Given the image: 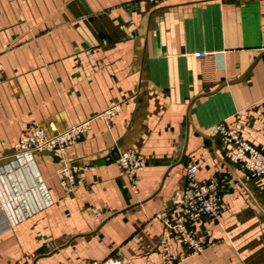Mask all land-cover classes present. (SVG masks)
<instances>
[{"label":"crops","instance_id":"crops-1","mask_svg":"<svg viewBox=\"0 0 264 264\" xmlns=\"http://www.w3.org/2000/svg\"><path fill=\"white\" fill-rule=\"evenodd\" d=\"M0 63V264H264V178L226 158L217 129L264 152V0H0ZM80 121L64 158H15L32 122ZM114 148L144 158L137 190ZM191 161L223 183L220 215L191 224L200 254L162 217L182 212Z\"/></svg>","mask_w":264,"mask_h":264},{"label":"built area","instance_id":"built-area-1","mask_svg":"<svg viewBox=\"0 0 264 264\" xmlns=\"http://www.w3.org/2000/svg\"><path fill=\"white\" fill-rule=\"evenodd\" d=\"M207 51H197L194 56L204 58ZM0 73V81H1ZM117 106L111 109H116ZM82 126H73L61 132L54 122H50L48 127L37 122H32L27 135L22 136L14 144V155L24 153H36L41 151H51L60 156L63 150L62 143L67 139H72L77 133V129ZM217 129L222 134V142L225 145L226 158L239 165L245 170L250 178H264V152L253 146L242 137L239 132H233L221 122L217 124ZM115 161L123 168L133 190H137L139 184V172L144 168V158L132 148L119 151ZM75 166L65 163L58 171L59 179L67 193L74 190ZM199 165L191 161L186 169V184L182 190L180 204L182 212L171 217L167 212H163L162 217L167 229L172 230L173 237L177 242L188 248V254H200L207 245L206 240L201 238L197 232L191 228V224L199 218H217L223 208L222 192L223 183L218 179H201L198 176ZM166 250V247L164 248ZM89 264H123V260L117 256H109L104 259H94ZM159 264H176L167 252L163 255V260Z\"/></svg>","mask_w":264,"mask_h":264},{"label":"rangeland","instance_id":"rangeland-1","mask_svg":"<svg viewBox=\"0 0 264 264\" xmlns=\"http://www.w3.org/2000/svg\"><path fill=\"white\" fill-rule=\"evenodd\" d=\"M0 73H1V81L3 80V64L2 63H0ZM0 81V82H1ZM112 109V108H111ZM50 124V123H49ZM81 124H85L86 125V127H80L79 129H77V133L75 134V136L72 138V139H70V140H66V141H64L63 143H62V145H63V150L61 151V153H60V156L61 157H63L64 158V156L66 155V153H67V150H68V148L69 147H71V146H73L75 143H77L80 139H81V137L83 136V134H84V132L86 131V129H87V127H88V123H86V122H84V121H80V122H76V123H72V124H70L69 126H67L66 128H63V129H60V128H58L61 132H64V131H66V130H68L69 128H71V127H73V126H82ZM30 126V125H29ZM19 140V139H18ZM17 140V141H18ZM15 144V143H14ZM13 149H14V146H13ZM26 154V155H25ZM29 154H31V153H24V154H19V155H16V157L15 158H22L23 157V155L24 156H27V155H29ZM21 156V157H20Z\"/></svg>","mask_w":264,"mask_h":264},{"label":"water","instance_id":"water-1","mask_svg":"<svg viewBox=\"0 0 264 264\" xmlns=\"http://www.w3.org/2000/svg\"><path fill=\"white\" fill-rule=\"evenodd\" d=\"M119 153L118 148H114L113 151L111 152V154L108 156L107 160L109 162L113 161L116 159L117 154ZM72 166H76L77 164H71Z\"/></svg>","mask_w":264,"mask_h":264}]
</instances>
